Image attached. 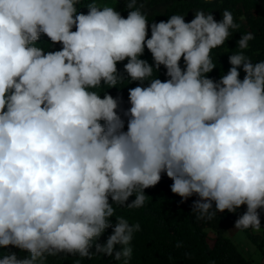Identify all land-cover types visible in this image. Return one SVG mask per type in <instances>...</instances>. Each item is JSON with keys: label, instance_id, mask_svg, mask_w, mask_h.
Here are the masks:
<instances>
[{"label": "clouds", "instance_id": "9594fccd", "mask_svg": "<svg viewBox=\"0 0 264 264\" xmlns=\"http://www.w3.org/2000/svg\"><path fill=\"white\" fill-rule=\"evenodd\" d=\"M79 2L0 0V246L30 253H9L0 264H45L60 253L90 258L112 227L113 204L142 207L144 189L162 173L174 194L198 195V219L246 205L235 227L260 232L264 61L253 63L243 52L253 34L240 38L232 67L213 81L206 75L215 67L211 52L239 27L231 11L219 22L200 10L190 22L174 14L153 23L146 38L137 0H129L127 18L95 0L87 14H77ZM41 33L62 49L35 46ZM145 46L155 66L139 58ZM126 59L130 79L150 85L129 89L125 132L117 100L94 89L122 82L117 63ZM161 65L166 82L153 78ZM139 230L118 218L96 253L129 264Z\"/></svg>", "mask_w": 264, "mask_h": 264}, {"label": "trees", "instance_id": "16d2710c", "mask_svg": "<svg viewBox=\"0 0 264 264\" xmlns=\"http://www.w3.org/2000/svg\"><path fill=\"white\" fill-rule=\"evenodd\" d=\"M168 4L164 12L150 14V10L159 4V0H137V7L141 8L142 13L148 20V32L146 38H151V25L160 21H167L171 15L184 16L185 22L194 19L192 13L200 10L205 14L211 13L214 19L219 22L223 18L225 10L231 11L234 22L238 28L230 29V36L225 44L213 49L211 58L215 65L213 70L206 74L213 81H219L226 75L232 67L229 56L242 51L238 47L240 38L252 33L254 39L248 42V48L243 50L253 63L264 61V0H167ZM129 0H95V3L103 8L113 7L123 18H127V4ZM93 0H80L76 5L77 14H87L88 5ZM135 10V9H132ZM73 26L72 31H75ZM35 46L49 51L62 49L61 43H53L46 34L41 33ZM148 64L155 66L154 59L150 50L145 46L144 52L139 57ZM127 59L117 63L119 75L122 82L109 88L103 85L94 89L100 93L101 98L104 94L111 95L117 100V114L124 122L122 131H127L129 116L126 115L131 107L129 100V89L136 86L147 87L150 80L132 81L127 75L124 65ZM180 67L185 68L183 58ZM240 79L243 80L245 73L241 66ZM166 68L161 65L154 70L153 78H158L162 82L170 79L166 75ZM103 125L104 121H100ZM173 181L167 177L166 173L161 174V180L153 187L144 189L146 195L145 204L140 208H130L126 205L120 206L113 204L114 215L110 217L112 227L107 228L102 235L94 242L90 248L92 255L80 257L78 254L60 253L56 256H48L45 264H120L113 257L96 253L95 244H105L108 237L113 234L114 226L118 218H123L130 225L139 224L140 230L133 233V238L129 244L132 249V256L129 264H250L246 257L239 251L238 247L225 236L231 228H236L237 219L246 211L245 205L240 206L235 212H216L212 219H198V213L193 211L194 202L199 200L196 194L184 199L171 191ZM136 198L135 194L129 197L126 203H131ZM111 203V198L109 197ZM213 211H215V202ZM208 230L215 233L214 244L209 242ZM246 232L247 230H243ZM121 245H116L115 250H121ZM15 253L18 258L30 256L27 251H22L14 246H0V259L4 255Z\"/></svg>", "mask_w": 264, "mask_h": 264}, {"label": "rangeland", "instance_id": "374dc122", "mask_svg": "<svg viewBox=\"0 0 264 264\" xmlns=\"http://www.w3.org/2000/svg\"><path fill=\"white\" fill-rule=\"evenodd\" d=\"M167 4V0H159V4L150 10V14L164 12ZM191 15L195 16V13ZM196 196L198 197L197 194ZM245 207L247 209L246 205ZM258 213L262 229L260 232H254L251 229L244 232L241 229L231 228L225 233V236L231 239L250 264H264V208L258 209ZM208 235L209 242L213 245L215 233L208 230Z\"/></svg>", "mask_w": 264, "mask_h": 264}]
</instances>
